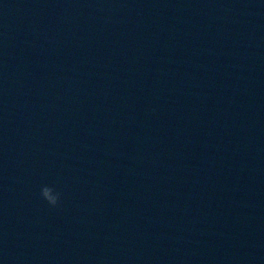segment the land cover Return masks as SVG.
<instances>
[{
  "label": "water",
  "instance_id": "water-1",
  "mask_svg": "<svg viewBox=\"0 0 264 264\" xmlns=\"http://www.w3.org/2000/svg\"><path fill=\"white\" fill-rule=\"evenodd\" d=\"M0 264H264V0H0Z\"/></svg>",
  "mask_w": 264,
  "mask_h": 264
}]
</instances>
